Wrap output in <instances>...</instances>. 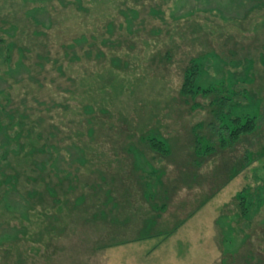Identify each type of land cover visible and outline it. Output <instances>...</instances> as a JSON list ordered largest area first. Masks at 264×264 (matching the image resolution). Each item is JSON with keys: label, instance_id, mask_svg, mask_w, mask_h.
Returning <instances> with one entry per match:
<instances>
[{"label": "rangeland", "instance_id": "obj_1", "mask_svg": "<svg viewBox=\"0 0 264 264\" xmlns=\"http://www.w3.org/2000/svg\"><path fill=\"white\" fill-rule=\"evenodd\" d=\"M258 2L0 0V264H264V208L235 201L264 160L228 181L264 146ZM193 63L262 104L259 137L220 150L213 97L180 93Z\"/></svg>", "mask_w": 264, "mask_h": 264}, {"label": "trees", "instance_id": "obj_2", "mask_svg": "<svg viewBox=\"0 0 264 264\" xmlns=\"http://www.w3.org/2000/svg\"><path fill=\"white\" fill-rule=\"evenodd\" d=\"M261 7H264V3L258 2V4H256L252 9H261ZM199 75L200 66L195 63H193L191 67L185 71L183 86L180 91L183 98L196 99L200 95H203L207 98L213 97V94L216 92V90L204 89L201 87L198 84ZM245 76L246 78H242V80L248 79L249 75L246 74ZM235 85L236 84L233 83L229 88L222 86V90L218 91L219 95L217 97H213L211 100V104L215 108V116L219 123V148L222 151L227 149L232 150L242 142L249 140L251 137H259L263 129L261 126L262 104L260 105V102L254 104L249 103L251 106L246 107L243 106L242 103L237 102L236 100L239 94L234 89H232L235 87ZM252 109L253 113L250 112ZM146 142L149 149L153 152L159 153L161 156L166 158L171 155V150L167 142L158 136H153L152 138L147 139ZM196 147L197 149L199 148L200 151H203V155L205 156L215 154L217 150L214 149V146H203L199 140H196ZM263 160L264 146L260 150L258 148L254 151L248 150L243 155V157H241V159L239 158L237 164H233L228 181L236 178L241 172L249 168L253 163L259 161L261 162ZM255 178L258 182H262V184H259L254 188H246L235 197L240 217L244 220L247 219L250 221L255 215L259 213L260 209L264 208V177L257 175ZM7 205H9V202H7L6 206ZM13 229L16 230L14 236H18L21 233L17 228ZM175 229L165 234V236H169L174 232Z\"/></svg>", "mask_w": 264, "mask_h": 264}]
</instances>
